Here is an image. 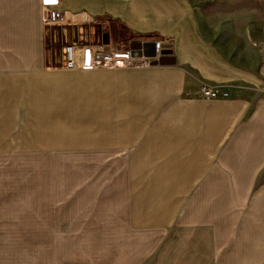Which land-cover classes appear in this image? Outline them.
I'll return each instance as SVG.
<instances>
[{
  "label": "crops",
  "instance_id": "crops-1",
  "mask_svg": "<svg viewBox=\"0 0 264 264\" xmlns=\"http://www.w3.org/2000/svg\"><path fill=\"white\" fill-rule=\"evenodd\" d=\"M41 6L0 0V163L19 166L0 211L128 243L185 232L200 264H264L263 0H61L58 27L141 41L149 68L109 71L64 68Z\"/></svg>",
  "mask_w": 264,
  "mask_h": 264
},
{
  "label": "rangeland",
  "instance_id": "rangeland-1",
  "mask_svg": "<svg viewBox=\"0 0 264 264\" xmlns=\"http://www.w3.org/2000/svg\"><path fill=\"white\" fill-rule=\"evenodd\" d=\"M48 36L49 42L55 46L56 59L61 58L62 47L67 45L71 38H75V42L80 45L98 46L114 43L118 47L133 50L141 44L138 38L116 22L107 25L106 23L80 25L74 29L53 26L52 30L48 31ZM18 168L19 166L15 164L0 163V172L13 173ZM33 215L36 214L30 211H0V264H200L203 262L192 259L190 238L185 232H172L166 237L155 234L140 235L131 238L141 240L140 242L128 243L126 237L100 235L98 228H81L77 225L79 222L75 220L47 221L33 219ZM60 224L64 225L60 226ZM104 240L113 242H102Z\"/></svg>",
  "mask_w": 264,
  "mask_h": 264
},
{
  "label": "built area",
  "instance_id": "built-area-1",
  "mask_svg": "<svg viewBox=\"0 0 264 264\" xmlns=\"http://www.w3.org/2000/svg\"><path fill=\"white\" fill-rule=\"evenodd\" d=\"M61 0H42L47 26L60 25L64 15L59 9ZM156 50L162 49V43H155ZM63 67L69 70L93 71L98 69L120 70L128 68H149L148 58L135 57L133 49L118 47L114 43L108 45L67 44L63 49ZM200 95L204 99L227 97L226 91L215 89L203 83Z\"/></svg>",
  "mask_w": 264,
  "mask_h": 264
}]
</instances>
